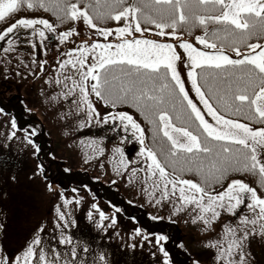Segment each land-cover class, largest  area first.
<instances>
[{
  "label": "snow or ice",
  "instance_id": "obj_1",
  "mask_svg": "<svg viewBox=\"0 0 264 264\" xmlns=\"http://www.w3.org/2000/svg\"><path fill=\"white\" fill-rule=\"evenodd\" d=\"M22 3L23 0H0V21L15 13ZM82 3L83 10L81 3L68 0H47L39 5L44 11L51 10L61 24L65 20L82 22L105 41L113 35L116 40L89 43L75 26L56 37L60 44L73 36L85 41L64 53L67 59L59 63L61 75L55 77L54 85L52 79L46 81L49 88L44 99L62 115L65 134L77 139L101 121L105 125L111 121L113 130L119 122L123 135L118 134L111 141V148L102 143L98 157L108 158L109 153L118 156L115 174L123 177L129 169L121 166L126 158L131 162V153L137 152L143 157L137 161V167L144 168L149 179L155 177L151 190L144 191L150 204L166 208L169 215L167 220L163 216H150L158 230L144 228L147 234L143 239L161 253L160 264H184L174 259L168 247L172 237L164 230L177 222L174 217L184 216L191 218L193 224L202 225L198 230L206 235L201 246L209 257L206 261L193 258L184 242L178 241L175 246L186 255L188 264H252L248 246L258 222L260 236L264 238V197L231 173L258 171L264 192V0H82ZM27 7L33 9L34 5L29 2ZM108 21L116 22L117 26L107 27ZM209 24L217 29L210 33ZM153 28L154 35L167 36L173 42L145 38ZM195 28L203 31V35L195 37V44L178 35L181 29L191 34ZM55 31L46 19L21 18L0 32V52L11 60L10 54L30 45L38 54V43L44 44L47 33ZM135 34H140L139 38ZM44 63L40 62L41 71ZM61 95L65 104L59 103ZM91 95L113 111L101 116L90 100ZM127 102L149 118L153 143L160 133L166 138L170 147L166 151L160 148L163 164L156 150L146 145L145 130L133 115L120 110V105ZM18 103L19 115L0 99V117L6 121L5 131L0 133V147L9 149L13 142H23L39 159L44 152L39 142L41 125L34 119L24 120L25 115L34 114L25 101L18 99ZM173 115L179 126L173 122ZM99 139L103 142L109 137L105 134ZM126 143L132 144L127 152ZM48 158H55L50 150ZM137 167L131 170L137 171ZM166 168H171V173ZM63 171L71 176V168ZM40 172L45 173L44 179H49L43 161L38 164ZM185 174L199 180L194 182L185 178ZM95 179L99 181V177ZM11 180L14 182L16 177L13 175ZM217 185L222 190L215 191ZM48 188L51 190L52 185ZM73 203L80 201L63 198V206L55 207L53 230L46 233V226L38 224L23 242L17 239L11 250L7 225L0 222V264H89L90 246L85 243L80 249L82 241L71 233L73 227H78L69 207ZM109 203L117 213L123 211ZM92 208L99 216L96 227L106 232L116 226V219L106 216L97 204ZM225 212L235 218V223H225L217 229L216 222ZM92 216L91 211L87 213L89 220ZM129 218L140 224L136 217ZM109 219L111 222L105 224ZM133 232L140 235L141 229L134 228ZM152 254L155 256V252ZM93 257L91 264H106L108 260L102 251H94Z\"/></svg>",
  "mask_w": 264,
  "mask_h": 264
},
{
  "label": "rangeland",
  "instance_id": "obj_2",
  "mask_svg": "<svg viewBox=\"0 0 264 264\" xmlns=\"http://www.w3.org/2000/svg\"><path fill=\"white\" fill-rule=\"evenodd\" d=\"M76 2L82 3L80 0H68V3ZM20 8L15 13L9 14L6 17L7 19L5 18L6 22L0 21V32H3L6 27L21 18L46 19L53 24L56 31L47 33V39L44 44L38 43V54L34 52L30 45L21 47L17 52L10 54L11 60L6 59L5 54L0 52V99H3L4 105L12 108L15 114H18L15 109L19 105L18 99L27 103V106L32 109L34 116L25 115L24 119L29 120L32 118L34 121L39 122L45 132V138L50 142L49 148L42 143V136L39 137V142L43 146L44 151L49 153L50 150L51 155L55 158H46L45 153L42 152L40 158L37 159L32 148L26 146L23 142H13L9 149L0 147V222L7 225L10 238L9 249L16 247L17 239L23 242L24 238L38 224L46 226V233L51 232L56 222L55 207L57 205L63 206V198H67L80 201L79 204L73 203L69 206L72 209L73 218L78 223V227H73L71 233L75 239L82 241L79 245L80 249L85 246V243L90 246L89 264L94 258V251H102L108 257L106 264H160L163 259L161 253L144 241L143 237L146 233L140 228V225H137L129 218L132 217L129 215V210L125 211L121 207V202L124 200L146 210L149 216H163L167 220L168 210L159 205L150 204V197L144 191L145 188L151 190L152 179H155V177L149 179L144 168L137 167V161L143 160V157L137 152L131 153V162L126 158L124 165L121 166L129 169L123 177L115 174V167L119 163L118 156L109 153L108 158L98 157V149L102 143H106L108 148H111V141L117 139L118 134L123 135L119 122H116V130H113L114 126L111 121L107 125L101 121L99 125H94L90 131L86 130L88 132L87 135L73 139L72 136L65 134L62 115L57 113L55 107H50L49 101L44 99V92L49 88L46 81L52 79L54 85L55 77L61 75L59 63L67 59L64 53L85 42L80 36H73L70 41L60 44L56 38L60 32L67 31L75 26L82 35L88 38L89 43H115L114 35L105 41L102 36H97L94 29H87L82 22L70 23L65 20L61 24L52 11L47 13V11L42 9V11L34 10L32 13L26 12L23 14ZM81 8L83 10V4H81ZM2 26L3 28L1 29ZM100 26L105 25L100 23ZM116 26V23L107 22V27L115 28ZM120 26H122V22ZM201 30L197 28L191 36L186 35L187 37L182 38L195 44L197 35H193ZM23 31L21 29L22 33ZM152 33H146L145 38L158 42H167L169 40L167 36L159 37ZM135 35L137 38L140 36V34ZM36 39L37 41L39 40L38 37ZM21 44L23 45L24 41H21ZM195 46L200 47L199 45ZM231 55L235 58L234 53ZM40 62H46L44 63L43 71H41ZM68 71L71 72L72 70L69 68ZM17 73H20V75L18 76ZM91 83L89 81V86ZM90 100L101 116L113 111L103 101L98 100L95 95H91ZM195 102L199 106V102ZM59 103L65 104L62 95ZM124 111L133 115L134 119L144 130L146 128L145 135L147 137L145 143L148 147L156 150L157 157L163 164L164 157L159 150L164 147L166 151L170 147L166 138H163L162 133H160L155 138V143H153V125L146 124V127H144L145 123L138 114H134V110L126 109ZM208 119L210 120V118ZM173 122L178 125L174 115ZM4 123H6L5 119L0 117V133L5 131ZM148 126L150 128L149 131ZM105 134H107L109 140L102 142L99 138L105 136ZM81 140H83V143H81ZM136 146L137 148L139 147L138 144ZM124 147L127 152L132 148V144L126 143ZM41 161H43L49 177L47 180L44 179L45 173H38V164ZM100 165H103V167ZM66 167L71 168L72 174L77 171V174H75L77 180L72 184L65 183L58 174V172H64L63 170ZM134 167H137V171L131 170ZM166 170L171 173V168H166ZM13 175L16 177L14 182L11 180ZM96 177H99V181H96ZM258 179L260 183V177ZM83 180L87 181V188L82 186V184H85L82 183ZM113 180L115 184L112 183ZM146 180L147 184L145 183ZM48 185H52L51 190H49ZM105 186H107V189L102 190L101 187ZM73 189H79V191H73ZM106 191L116 192L115 194L119 198L116 206L123 211L117 213L111 207L108 201L109 197L105 194ZM256 191L264 197V192L261 191V188ZM108 195H111V193H108ZM93 204H97L106 216L115 218L117 221L116 226L108 228L106 232L96 227V224L99 223V216L95 209L92 208ZM90 211L93 213L92 220L87 218V213ZM248 214L251 216L250 212ZM174 219H176L177 222L175 224L178 225L180 230L179 241L182 240L184 242L191 256L200 258L202 261L208 260L209 257L206 255V250L201 246V241L206 234H202L198 230L202 225L193 224L191 218L187 216L183 218L174 217ZM110 222V219L106 220L105 224ZM229 222L235 223V218L226 212L222 213L220 220L216 222V227L220 229L223 224ZM137 227L141 229L140 235H135L133 232V229ZM248 227L250 230L252 229L251 225H248ZM169 228L172 229L171 226ZM141 244H143V247H141ZM132 245H136V247L133 248ZM248 250L251 252L252 264H264V238L260 236L259 222L256 225L255 234L250 237ZM177 251L181 253L178 248ZM153 252H155V256H153Z\"/></svg>",
  "mask_w": 264,
  "mask_h": 264
},
{
  "label": "trees",
  "instance_id": "obj_3",
  "mask_svg": "<svg viewBox=\"0 0 264 264\" xmlns=\"http://www.w3.org/2000/svg\"><path fill=\"white\" fill-rule=\"evenodd\" d=\"M80 1L82 2V0H80ZM29 2L33 3V5H34V8L33 9H29L27 7V4ZM41 3H47V0H25L21 4L20 10L23 12V14H25L26 12L32 13V11H34V10L35 11H38V10L39 11H42V8L39 7V5ZM81 4H83V3H81ZM50 11L51 10L47 11V13H49ZM30 13H27V14H30ZM4 22H6V21L4 20L3 23ZM111 22L114 23V24L116 23L114 21H111ZM3 26H4V24H3ZM3 26L1 27V29L3 28ZM195 29H197V28H195ZM195 29L192 30V33L191 34H189V32L187 30H180L178 33H179V36H180V34H182L181 37H187L186 35L191 36L194 33V30ZM216 29H217V26L216 25L209 24V32L210 33L212 31H215ZM152 31L154 33L156 31V29L153 28ZM200 34L203 35V31L202 30L199 31L198 33L194 34L193 36L200 35ZM169 41H171V40L170 39L167 40V42H169ZM171 42H173V41H171ZM230 54H232V53H230ZM205 91H207V89H205ZM100 101H102V100H100ZM125 108L127 110H130V111H133L134 110V114H138L140 116V118L142 119V121L145 123V124L143 123L144 124V127H146V124L147 125L149 124L148 117L146 115H142L141 114V111H139L136 108L132 107L130 102H127V103H124V104L120 105V110H122V109L126 110ZM15 109L18 111V114L17 115H19L20 114V107H19V105ZM24 120H26V119H24ZM24 120H21V123ZM41 129H42L41 130L42 131V135H41L42 136V143L48 147L49 144H50V142H48L47 139L45 138V132H44L43 128H41ZM149 129L150 128L148 126V131H149ZM145 130H146V128H145ZM145 137H147V136L145 135ZM44 153H45V157L47 158L48 157V153L46 151H44ZM168 169H170V168H168ZM58 174L62 177V180L65 181V183H68V184H72V183H74V181L77 180L76 175H75V174H77V171L74 174H72V172H71V176L70 177H68L67 174H65L64 172H58ZM231 175H232L233 178L240 179L243 182L245 181L246 184H248L252 188H255L256 190H258L260 188V183L258 182V180H259L258 178L260 176L258 174V171L257 172H252V173L251 172H248V173H244V172H233V173H231ZM185 178H188V179L194 178V180H193L194 182H196V181L199 180V177H195L192 174H185ZM227 182H230V180L227 181ZM82 183L87 184V181L86 180H83ZM101 189L102 190H106L107 189V186L101 187ZM220 190H222V189L220 188L219 185H217L215 191L218 192ZM108 193H111V195H108ZM115 193H116L115 191L114 192L113 191H111V192H107L106 191L105 194H106L107 197H109L108 201H111L113 204L117 205L116 203L119 200V198L116 196ZM119 205H120V203H119ZM121 207L125 211L126 210L127 211L129 210V212H130L129 215L132 216V217L133 216L136 217L140 221V224L139 225H140V228L141 229L149 228V229H153V230H158V229H156L154 227L153 222L149 219L150 216H149V214H148V212L146 210H144L142 208H139L138 206L133 205L131 203L125 202L124 200H122V202H121ZM169 226H171L172 229H170ZM169 226H167L164 229L172 237V240L170 241L168 247L173 252L174 259H176L177 261H182V262H184V264H188L186 255L185 254L182 255V253H180L179 251H177V248L175 246L176 243L179 241V237H180L179 227L176 224H171Z\"/></svg>",
  "mask_w": 264,
  "mask_h": 264
}]
</instances>
